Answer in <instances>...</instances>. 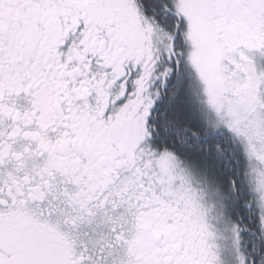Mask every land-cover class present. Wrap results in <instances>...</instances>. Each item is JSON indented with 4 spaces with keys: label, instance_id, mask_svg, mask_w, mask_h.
<instances>
[{
    "label": "snow or ice",
    "instance_id": "1",
    "mask_svg": "<svg viewBox=\"0 0 264 264\" xmlns=\"http://www.w3.org/2000/svg\"><path fill=\"white\" fill-rule=\"evenodd\" d=\"M0 264H264V0H0Z\"/></svg>",
    "mask_w": 264,
    "mask_h": 264
}]
</instances>
